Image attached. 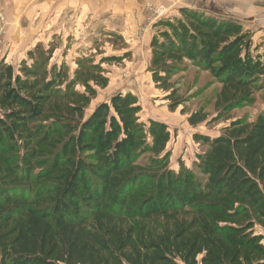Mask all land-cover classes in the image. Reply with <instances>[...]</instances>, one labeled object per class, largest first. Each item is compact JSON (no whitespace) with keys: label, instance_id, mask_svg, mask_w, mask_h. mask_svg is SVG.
Here are the masks:
<instances>
[{"label":"trees","instance_id":"1","mask_svg":"<svg viewBox=\"0 0 264 264\" xmlns=\"http://www.w3.org/2000/svg\"><path fill=\"white\" fill-rule=\"evenodd\" d=\"M155 27L148 72L171 109L188 62L221 84L222 114L264 90L241 23L181 8ZM55 50L38 44L19 68L0 60V264H264V116L195 135L209 147L200 173L176 171L168 125L141 121L131 93L88 114L109 78L89 60L70 78L50 67Z\"/></svg>","mask_w":264,"mask_h":264},{"label":"rangeland","instance_id":"2","mask_svg":"<svg viewBox=\"0 0 264 264\" xmlns=\"http://www.w3.org/2000/svg\"><path fill=\"white\" fill-rule=\"evenodd\" d=\"M0 0V60L19 68L22 63L32 64L29 52L38 44L47 50L56 47L50 67L74 69L80 60H89L109 78L106 88H98L87 113L96 105L109 101L117 94L131 93L141 106V121L158 120L166 123L171 132L167 150L171 152V167L178 171L181 165L199 174V156L209 147L195 139V135L215 138L222 129L235 120L255 121L264 116V90L255 93L249 103L222 114L215 102L221 84L209 72L188 62L185 71L173 78L181 104L171 109L168 91L158 88L148 66L151 58L150 42L163 19L180 17L181 8L198 9L222 15L239 22L241 13L237 3L256 0H127L126 6L116 9L101 7L99 0H88L76 5V0ZM86 1V0H84ZM94 1V4H89ZM255 11V10H253ZM258 23V22H257ZM243 21L252 32L255 53L264 60V32L259 23ZM117 60L112 61V58ZM77 90H84L80 85ZM208 115L205 122L193 126L188 119L194 112Z\"/></svg>","mask_w":264,"mask_h":264},{"label":"crops","instance_id":"3","mask_svg":"<svg viewBox=\"0 0 264 264\" xmlns=\"http://www.w3.org/2000/svg\"><path fill=\"white\" fill-rule=\"evenodd\" d=\"M8 1V0H7ZM99 4L95 5H100L101 7H106L105 9H109L112 8L113 10L118 8L119 6H126L125 5V1L128 2L129 5H133V1H127V0H99ZM9 2H12L14 4V2H18V0H10ZM21 4L23 3L22 0L19 1ZM76 5H81L82 3H87L88 4V0L84 1V0H76ZM94 2V1H93ZM92 1L89 2V4H94ZM131 3V4H130ZM238 5H240V9H241V13L238 14L239 16L236 17L237 19H239L240 23L243 24V21H249V22H254V23H259L261 29L258 31V34H256L257 37L261 36L262 33L264 32V0H256L255 2L253 1V3L249 2L248 3H244V2H240L237 3ZM255 10V11H253ZM257 23V24H258ZM263 36V35H262Z\"/></svg>","mask_w":264,"mask_h":264}]
</instances>
